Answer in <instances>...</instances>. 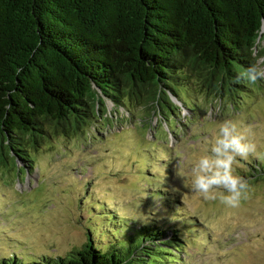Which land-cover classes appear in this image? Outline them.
<instances>
[{"label":"rangeland","instance_id":"1","mask_svg":"<svg viewBox=\"0 0 264 264\" xmlns=\"http://www.w3.org/2000/svg\"><path fill=\"white\" fill-rule=\"evenodd\" d=\"M198 87L153 114L108 101L80 134L52 132L25 160L0 166V264L46 263L89 239L134 259L146 252L151 264H264V179L247 180L236 207L190 188L226 120L256 146L235 174L264 161V80L221 100ZM175 226L186 246L168 237Z\"/></svg>","mask_w":264,"mask_h":264},{"label":"trees","instance_id":"2","mask_svg":"<svg viewBox=\"0 0 264 264\" xmlns=\"http://www.w3.org/2000/svg\"><path fill=\"white\" fill-rule=\"evenodd\" d=\"M263 28L264 0H0V166L52 132L80 134L108 101L153 114L194 84L218 100L240 94ZM252 166L240 176L264 179L263 159ZM180 232L168 237L186 246ZM92 242L33 264H151Z\"/></svg>","mask_w":264,"mask_h":264},{"label":"clouds","instance_id":"3","mask_svg":"<svg viewBox=\"0 0 264 264\" xmlns=\"http://www.w3.org/2000/svg\"><path fill=\"white\" fill-rule=\"evenodd\" d=\"M239 78L252 84L264 80V57L254 59ZM255 151V144L248 141L235 122H222L217 134L194 164L191 190L205 200L219 198L227 206H238L248 184L235 174L234 164L238 157L246 160Z\"/></svg>","mask_w":264,"mask_h":264},{"label":"bare ground","instance_id":"4","mask_svg":"<svg viewBox=\"0 0 264 264\" xmlns=\"http://www.w3.org/2000/svg\"><path fill=\"white\" fill-rule=\"evenodd\" d=\"M264 29V28H263Z\"/></svg>","mask_w":264,"mask_h":264}]
</instances>
